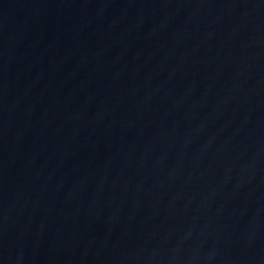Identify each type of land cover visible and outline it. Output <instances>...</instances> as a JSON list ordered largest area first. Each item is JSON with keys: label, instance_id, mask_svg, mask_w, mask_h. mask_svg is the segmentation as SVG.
Masks as SVG:
<instances>
[{"label": "water", "instance_id": "obj_1", "mask_svg": "<svg viewBox=\"0 0 264 264\" xmlns=\"http://www.w3.org/2000/svg\"><path fill=\"white\" fill-rule=\"evenodd\" d=\"M0 264H264V0H0Z\"/></svg>", "mask_w": 264, "mask_h": 264}]
</instances>
